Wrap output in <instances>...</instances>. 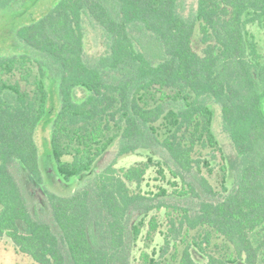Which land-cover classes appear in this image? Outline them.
I'll list each match as a JSON object with an SVG mask.
<instances>
[{
	"label": "trees",
	"instance_id": "16d2710c",
	"mask_svg": "<svg viewBox=\"0 0 264 264\" xmlns=\"http://www.w3.org/2000/svg\"><path fill=\"white\" fill-rule=\"evenodd\" d=\"M178 2L59 0L41 19L17 30L25 45L57 63L61 72L52 154L59 173L69 180L89 172L116 138L119 156L141 153L156 142L173 162V176L183 181L203 161L208 165L197 156L204 149L220 150L212 131L213 111L203 101L213 99L244 165L232 191L217 202L200 201L194 214L186 207L160 204L170 224L165 241L184 232L180 264H234L240 259L264 264V52L248 29L258 25L264 30V0H198L202 53L193 47L196 22L179 13ZM84 9L111 39L110 55L100 60L101 68L112 71L110 78L84 59ZM135 30L149 36L146 43ZM32 62L27 54L0 57V238H11L19 253L37 264H124L129 216L144 199L130 184L142 183L152 158L127 168L110 163L91 186L71 195L49 192L60 236L34 217L10 170L18 160L42 180L35 131L48 91ZM76 87L90 94L75 101ZM198 181L204 193L217 195L205 176ZM186 185L179 196L198 195ZM143 225V218L131 224L134 240ZM157 229L153 216L146 237L151 240ZM194 230L196 235L187 240ZM215 238L223 239L227 253L211 252L218 246ZM192 247L207 261L197 262ZM141 258L155 262L147 252Z\"/></svg>",
	"mask_w": 264,
	"mask_h": 264
},
{
	"label": "rangeland",
	"instance_id": "374dc122",
	"mask_svg": "<svg viewBox=\"0 0 264 264\" xmlns=\"http://www.w3.org/2000/svg\"><path fill=\"white\" fill-rule=\"evenodd\" d=\"M59 0H5L0 3V57L19 56L27 54L32 58V68L35 75L42 77L48 97L43 116L37 124L35 131V140L39 150V168L42 180L39 181L32 177L27 169L18 161L14 160L10 165V170L15 176L22 193L26 199L30 212L37 219L48 222L54 232L60 236V230L56 226L51 207L49 204L48 193L58 195H71L79 189L89 187L93 184L97 173L110 163H115L117 168H127L141 161H147L152 158V163L145 175V179L139 186L130 184L132 190L141 192L144 196L142 203L134 207L128 220V248L126 261L124 264H151L145 263L141 258L143 252H147L155 262L152 264H180L179 259L184 247L182 237L184 232L177 235L176 239H170L169 244L165 241L166 234L169 233V222L166 216V208L160 204H174L179 207H186L190 213L194 214L200 201L210 200L217 202L223 199L232 191L238 182L244 158L241 156L225 128L220 105L213 99L206 97L203 101L212 109V131L219 143L220 150L207 148L202 151L201 160L206 159L208 165L201 163L199 168L193 169L185 179L176 178L171 173L174 164L168 153L156 142L151 144L150 149L143 150L141 153H131L119 156L117 151L120 139L116 138L108 151L94 163L89 172L65 179L58 171L56 161L52 154L51 126L60 109L61 98L58 90V84L61 76L58 64L53 62L47 56L33 50L25 45L17 36V30L25 25L34 23L49 13ZM198 0H179V13L194 22L196 28L193 36L194 49L202 53L205 44L201 40L198 22L196 21ZM82 27L84 31V59L92 66L101 68L100 60L104 56L110 55L111 39L106 30L94 19L88 9L82 12ZM248 29L255 35L259 50L264 52V30L258 25H249ZM133 34L139 37L142 42H147L149 38L144 32L133 31ZM105 78H110L112 71L106 67L101 68ZM90 94L82 87H76L73 90V99L82 101ZM158 136L162 138L163 128L160 123L155 125ZM65 159H70L66 156ZM162 170L161 172L159 170ZM205 176L217 192L216 196H210L202 190L198 178ZM191 184L198 195L179 196L182 187L187 188ZM163 190L165 193L163 194ZM172 215L177 216L178 212L171 209ZM155 216L158 223V229L151 237H146L149 228L150 219ZM143 218L139 237L134 240L131 224L138 222ZM22 225V223H20ZM196 231L186 237L192 240ZM211 252L216 255L227 253L228 250L223 247V239L215 238ZM193 258L197 262H206L207 258L202 255L195 247L191 248ZM0 264H37L31 257L19 253L16 245L8 236L0 238ZM234 264H245L243 259Z\"/></svg>",
	"mask_w": 264,
	"mask_h": 264
}]
</instances>
